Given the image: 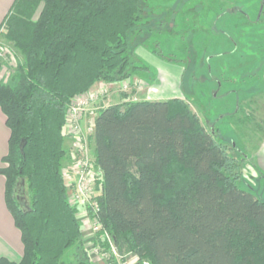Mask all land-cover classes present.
Wrapping results in <instances>:
<instances>
[{
    "label": "trees",
    "instance_id": "trees-1",
    "mask_svg": "<svg viewBox=\"0 0 264 264\" xmlns=\"http://www.w3.org/2000/svg\"><path fill=\"white\" fill-rule=\"evenodd\" d=\"M148 1L16 0L2 24L22 57L0 83L9 130L0 175L23 255L0 264H64L68 251V264H92L62 175L64 128L73 100L96 82L146 72L135 49L153 28ZM214 136L179 100L99 111L98 217L119 254L136 264H264V201L237 187V166Z\"/></svg>",
    "mask_w": 264,
    "mask_h": 264
},
{
    "label": "rangeland",
    "instance_id": "rangeland-1",
    "mask_svg": "<svg viewBox=\"0 0 264 264\" xmlns=\"http://www.w3.org/2000/svg\"><path fill=\"white\" fill-rule=\"evenodd\" d=\"M148 6L153 28L138 39L135 49L146 72H137L130 83H122L128 85L126 91L120 87L101 92L105 102L97 107L144 100L181 101L208 132L213 131L216 143L234 160L237 187L264 201V0H149ZM7 33L5 28L2 41L8 47L6 58L0 60L5 66L2 84L11 83L22 63ZM122 96L126 100L120 102ZM71 162L65 164L70 168ZM94 185L99 197L100 187L97 182ZM88 236L83 247L92 264H116L92 256L91 232ZM119 257L120 264L137 262L132 253ZM62 260L69 263V251Z\"/></svg>",
    "mask_w": 264,
    "mask_h": 264
},
{
    "label": "built area",
    "instance_id": "built-area-1",
    "mask_svg": "<svg viewBox=\"0 0 264 264\" xmlns=\"http://www.w3.org/2000/svg\"><path fill=\"white\" fill-rule=\"evenodd\" d=\"M5 27L0 28V60L7 55V45L2 41ZM122 91L128 89L127 84H122ZM87 101H80L76 105H71L67 115V124L75 141L71 150V163L69 169L64 168L62 175L68 192V201L74 206H81L83 213L90 224L91 255L100 256L107 261L119 263V253L112 237L104 230L99 222L98 212V192L95 183L101 176L100 170L95 166L94 159L90 154L88 143V131H84L81 125V117ZM69 173V175H68ZM99 236V240L96 238ZM126 264V263H122Z\"/></svg>",
    "mask_w": 264,
    "mask_h": 264
},
{
    "label": "crops",
    "instance_id": "crops-1",
    "mask_svg": "<svg viewBox=\"0 0 264 264\" xmlns=\"http://www.w3.org/2000/svg\"><path fill=\"white\" fill-rule=\"evenodd\" d=\"M16 0H0V28L4 21L6 20L9 13L12 11L13 6L15 5ZM5 78V66L0 62V83L3 82ZM122 83H130L124 81ZM122 83H105V82H96L86 93L81 96L76 97L72 105L77 103V101H87V105L84 107L83 115L81 117V125L84 131H88V138L90 144V154L94 159V143H93V132H94V122L100 110L103 108L114 105V104H103L104 106L98 108L97 105L103 100L101 92L106 93L108 91L114 92V90L119 89ZM104 97H109L106 95ZM91 99V100H90ZM100 99V100H99ZM124 97L120 102L125 101ZM117 104V103H115ZM76 105V104H75ZM65 139L63 143V148L66 151L65 163H69L71 160V148L75 141V137L71 134L69 126L66 124L64 128ZM8 140H9V130L5 124V116L0 109V169L4 168L2 159L7 155L8 151ZM264 157V156H263ZM262 164V163H261ZM264 164V163H263ZM68 164L64 165V168L69 169ZM4 191H5V179L0 175V258L7 259L10 262H19L23 255V245L21 242L20 232L15 227L14 221L7 210L4 201ZM69 197L67 192V198ZM77 207V217L83 228L81 230L82 238L89 237V230H87V224L84 220V213L82 207ZM131 257V256H130ZM132 258V257H131ZM135 258V257H133ZM132 258V259H133Z\"/></svg>",
    "mask_w": 264,
    "mask_h": 264
}]
</instances>
